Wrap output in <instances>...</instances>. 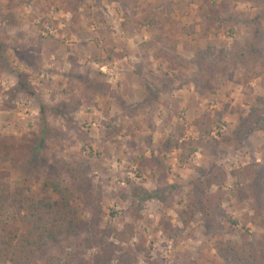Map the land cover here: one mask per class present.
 I'll return each mask as SVG.
<instances>
[{
	"label": "rangeland",
	"instance_id": "rangeland-1",
	"mask_svg": "<svg viewBox=\"0 0 264 264\" xmlns=\"http://www.w3.org/2000/svg\"><path fill=\"white\" fill-rule=\"evenodd\" d=\"M209 1L220 8L223 22L205 20L209 5L204 0H0V190L5 202L0 219L12 216L4 195L24 189L39 197L45 180L57 172L68 180L69 164L87 162L90 183L102 198L101 225L132 228L124 246L133 264H238L216 244L239 235L207 231L203 216L186 229L190 237L180 240L168 238L160 223L168 218L181 226L174 208L201 176L199 169L217 164L229 173L228 214L240 220L239 228L264 238V210L258 225L251 223L255 199L236 197L231 190L238 182L230 175L246 166L264 169V132L255 131L243 143L234 135L240 115L264 98V36L257 41L261 55L245 53L233 78L218 77L214 91L200 95L190 82L197 73L191 60L207 47L237 44L246 50L252 27L242 22L261 14L264 0ZM21 72L28 74L36 97L13 94ZM164 73L176 77L174 89L153 97L146 86L157 91ZM42 104L56 113L48 114L50 135L37 148ZM204 111L217 124L212 141L174 147L199 138L194 123ZM168 140L173 147L165 150ZM152 153L165 170L138 169L133 162ZM37 155L40 161H32ZM171 185L178 188L170 190ZM162 193L172 207L157 198ZM75 204L86 218L79 200Z\"/></svg>",
	"mask_w": 264,
	"mask_h": 264
},
{
	"label": "trees",
	"instance_id": "trees-1",
	"mask_svg": "<svg viewBox=\"0 0 264 264\" xmlns=\"http://www.w3.org/2000/svg\"><path fill=\"white\" fill-rule=\"evenodd\" d=\"M209 5L205 12V20L223 22L221 10L209 0H204ZM249 2L253 0H237ZM125 17L128 16L127 5L122 2ZM231 19V18H230ZM151 23L149 18H145ZM264 20V11L252 19H244L242 23L252 27V41L245 51H240L237 44L232 47L214 49L207 47L198 53L191 63L197 67L196 75L190 79L195 90L200 95L215 90L214 81L218 77L233 78L239 59L245 53L252 56L260 54L257 48L258 39L264 36L261 27ZM238 22V20H237ZM151 43V42H149ZM147 43V45L149 44ZM1 47V44H0ZM259 50V51H258ZM175 78L164 73L159 78L160 85L157 91L149 85L146 86L156 97L157 92H171L174 89ZM94 87V84L92 85ZM22 92L27 97L34 98L36 93L28 80V74L21 72L18 75L17 83L13 94ZM124 105V104H123ZM62 109V105L58 108ZM55 112L42 104L40 107V141L37 148L45 144L50 135V124L47 116ZM199 138L196 140H182L176 142V148H191L206 146L213 137L212 133L216 128V121L208 112H202L194 123ZM264 132V98H258L247 114H241L238 126L234 130L239 143L246 141L255 131ZM171 142L164 143L163 148L170 150ZM37 155L32 161L39 162ZM138 169L156 168L165 170V164L159 156L151 154L150 157L141 156L134 158ZM65 178L62 172L51 179L44 181L41 195L35 196L18 189L13 195H4L9 201V208L12 216L0 219V264H133L134 257L129 247L124 246L130 238L131 226L126 225L123 230L113 226L103 227L104 210L100 193L93 189L88 173L90 167L87 162L77 165L69 164L65 168ZM201 176L193 181L192 190L184 198L179 200V206L174 208L179 226H173L168 218H162L160 223L164 234L171 239L189 238L186 229L203 216L207 231H217L228 235H239V239L230 240L223 244L217 243V250L221 254L232 256L238 264H264V238L251 236L248 231L239 228L240 220L232 218L226 208V201L229 190L226 188L229 173L221 166L212 164L208 169H199ZM237 179V189L231 190L236 197L243 200L254 198V213L250 221L258 225V219L263 216L262 196L264 180V169L258 170L253 166H246L242 169L233 170L230 174ZM66 181V182H65ZM65 183V184H64ZM177 185L169 186L170 190H176ZM250 191V192H249ZM4 190H0V209H4ZM157 198L166 206L172 207V201H168L165 193ZM75 199L83 206L88 213L86 218L81 216L79 206ZM20 222L25 223V227Z\"/></svg>",
	"mask_w": 264,
	"mask_h": 264
},
{
	"label": "clouds",
	"instance_id": "clouds-1",
	"mask_svg": "<svg viewBox=\"0 0 264 264\" xmlns=\"http://www.w3.org/2000/svg\"><path fill=\"white\" fill-rule=\"evenodd\" d=\"M8 86L7 82H6V87ZM35 127V126H34ZM55 150V149H54Z\"/></svg>",
	"mask_w": 264,
	"mask_h": 264
}]
</instances>
